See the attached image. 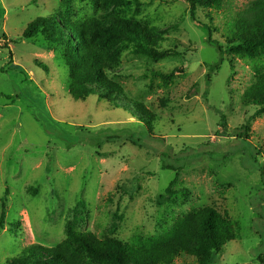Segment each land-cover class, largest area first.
<instances>
[{
    "label": "rangeland",
    "instance_id": "374dc122",
    "mask_svg": "<svg viewBox=\"0 0 264 264\" xmlns=\"http://www.w3.org/2000/svg\"><path fill=\"white\" fill-rule=\"evenodd\" d=\"M252 1L199 8L209 39L187 0H126L119 8L102 0H0V199H7L0 264L23 262L32 247L55 248L69 232L148 248L205 207L237 227L211 264H260L264 113L242 99L264 72V51L248 58L218 50L230 47L228 27ZM53 15L62 42L53 28L23 38L32 22ZM89 19L138 24L175 55L155 59L124 46L127 34L117 29L78 36L73 25ZM89 48L102 49L107 80L89 79L94 92L75 100L67 62ZM173 72L171 80L156 76ZM175 178V196L159 205Z\"/></svg>",
    "mask_w": 264,
    "mask_h": 264
},
{
    "label": "trees",
    "instance_id": "16d2710c",
    "mask_svg": "<svg viewBox=\"0 0 264 264\" xmlns=\"http://www.w3.org/2000/svg\"><path fill=\"white\" fill-rule=\"evenodd\" d=\"M102 1L106 6L119 8L124 6L126 0ZM218 1L187 0L191 20L198 28L204 30L209 39H212L211 30L197 21V14L199 8H213ZM236 15L232 25L228 27L230 34L226 37L230 47L225 51L222 47H219L218 50L221 55L229 53L240 57L255 58L257 52L264 51V0L252 1L246 9ZM56 18L53 15L50 18L32 22L23 33V38L32 39L45 29L52 30L53 28L58 31ZM124 24H127V27ZM70 25L67 26L70 27ZM108 25L110 24L108 23ZM108 25L98 19H89V21H82L73 25V28L78 36H85V38L86 36L88 38L89 34L93 36L94 32H115L117 29L123 34L125 31L127 35L121 43L124 46L133 45L144 54L155 59H164L175 55L173 50L160 49L161 40L153 37L147 28L124 20L113 21L109 29L107 28ZM121 26H123V30L118 28ZM63 39L64 36L60 32L53 38L56 42H62ZM70 46L73 47L71 44ZM101 52L98 49L89 48L84 50L81 55L73 54L69 57L67 66L71 70L70 93L75 100H84L91 92H94L89 87V79L94 82L107 80L104 70L109 65L106 64ZM222 63L223 57L219 67ZM174 75L175 72L169 75L156 73V76L163 80H171ZM242 102L245 106L260 108L258 115L264 113V72L258 74L254 84L245 92ZM223 121L225 122V118ZM247 128L246 126L244 129ZM242 136L246 137L247 134L242 131ZM177 178L171 182L165 194L158 197L159 205L166 204L175 196L176 193L172 191V187L176 184ZM0 201L2 204L1 233L6 222L7 199L4 197ZM236 237L237 227L232 221L224 218L215 209L205 207L176 222L165 237L149 245L148 248L137 249L118 241L100 240L93 233L69 232L68 238L57 247L49 250L37 249V247L26 249L23 254L26 256L21 257L23 262L16 259L11 261V264H28L24 258L28 259L30 256L33 260L31 261L32 264H97L101 261H108L112 264H175L184 255L195 257L197 264H211L213 255L220 253L224 246L235 240ZM40 256L43 257V260L37 259ZM48 260L49 262L46 263ZM259 263L264 264L263 256L259 257Z\"/></svg>",
    "mask_w": 264,
    "mask_h": 264
}]
</instances>
